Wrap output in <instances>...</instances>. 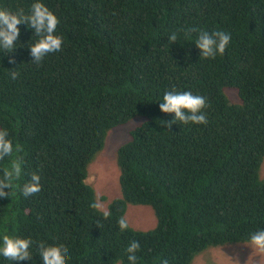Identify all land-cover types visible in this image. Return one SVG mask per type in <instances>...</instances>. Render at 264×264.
<instances>
[{
	"label": "trees",
	"instance_id": "16d2710c",
	"mask_svg": "<svg viewBox=\"0 0 264 264\" xmlns=\"http://www.w3.org/2000/svg\"><path fill=\"white\" fill-rule=\"evenodd\" d=\"M34 2L0 0V9L29 14ZM40 2L60 21L62 49L32 63L39 37L27 25L14 52L0 49V130L23 149L0 161L2 177L23 160L13 194L0 198V238L36 242L32 260L0 264H42L40 242L64 245L68 264H129L132 240L138 264H193L210 248L249 243L264 229V0ZM205 31L231 36L223 55L201 57ZM173 90L206 97L208 123L164 128L175 115L159 105ZM136 117L145 121L117 153L121 196L93 209L88 166L109 132ZM33 173L41 191L25 197ZM130 204L151 206L158 226L121 232Z\"/></svg>",
	"mask_w": 264,
	"mask_h": 264
},
{
	"label": "clouds",
	"instance_id": "9594fccd",
	"mask_svg": "<svg viewBox=\"0 0 264 264\" xmlns=\"http://www.w3.org/2000/svg\"><path fill=\"white\" fill-rule=\"evenodd\" d=\"M59 23L58 17L40 0H36L31 5L29 14H25L23 9L15 13L0 9V49L8 53L14 52L21 36L19 26L27 25L39 37L38 41L30 46L32 63L39 65L46 56L62 49L63 37L56 34ZM193 31L195 29H188L185 35L188 36ZM177 39V34L173 33L170 36V43H175ZM230 41L231 36L222 31L213 33L205 31L200 33L195 44L201 50L202 58L215 59L218 54L223 55L225 53ZM9 63H15V60L11 59ZM9 73L13 80L17 79L18 72L16 70ZM209 106L206 97L202 95H196L190 91H168L164 94L159 107L164 114H174L175 120L171 122L160 121L163 127L169 130L177 122L206 125L208 119L204 110ZM8 136L7 130H0V161L12 157L14 152L23 151L19 144L14 146ZM22 166L23 160L17 157L11 161L10 167L3 170V175L0 177V198H8L13 194L14 182L20 179ZM40 181V175L33 173L30 182L23 186V195L28 197L39 193L41 191ZM6 189L9 191H5ZM91 207L99 209L100 204L93 203ZM108 215L109 213H104L105 218ZM117 223L121 232L128 230L129 222L126 217L121 216ZM34 243L36 242L31 238L4 235L0 238V256L14 262L32 260L30 248ZM249 243L254 250L264 253V229L253 232ZM38 247L42 264H68V250L64 245H46L40 242ZM140 249L141 245L138 241H130L126 248L129 264H138L137 253ZM161 264H168V261L162 260Z\"/></svg>",
	"mask_w": 264,
	"mask_h": 264
},
{
	"label": "rangeland",
	"instance_id": "374dc122",
	"mask_svg": "<svg viewBox=\"0 0 264 264\" xmlns=\"http://www.w3.org/2000/svg\"><path fill=\"white\" fill-rule=\"evenodd\" d=\"M230 102H240L238 94L226 89ZM145 121L136 117L128 124L111 130L103 149L95 156L87 169V181L92 185L100 209H109L110 202L121 196V172L117 164L118 150L128 141L130 132ZM264 175V166L261 167ZM126 218L135 230L149 231L158 226L154 209L147 205H128ZM193 264H264V253L254 250L250 243L210 248L198 255Z\"/></svg>",
	"mask_w": 264,
	"mask_h": 264
}]
</instances>
